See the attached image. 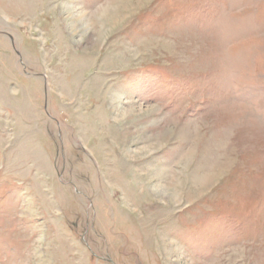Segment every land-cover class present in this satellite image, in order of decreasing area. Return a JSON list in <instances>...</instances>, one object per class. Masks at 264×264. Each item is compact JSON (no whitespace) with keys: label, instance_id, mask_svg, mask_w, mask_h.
<instances>
[{"label":"rangeland","instance_id":"rangeland-1","mask_svg":"<svg viewBox=\"0 0 264 264\" xmlns=\"http://www.w3.org/2000/svg\"><path fill=\"white\" fill-rule=\"evenodd\" d=\"M0 264H264V0H0Z\"/></svg>","mask_w":264,"mask_h":264}]
</instances>
